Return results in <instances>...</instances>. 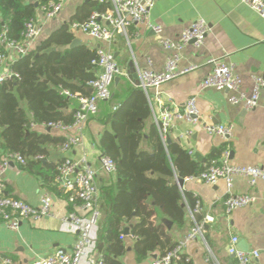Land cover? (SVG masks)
<instances>
[{
	"label": "crops",
	"instance_id": "obj_1",
	"mask_svg": "<svg viewBox=\"0 0 264 264\" xmlns=\"http://www.w3.org/2000/svg\"><path fill=\"white\" fill-rule=\"evenodd\" d=\"M86 1L88 0H68L62 11L52 20L45 18L39 11L36 21L42 27V33L35 47L52 32L70 22L78 7ZM198 18L205 19L211 31L201 46L187 45L182 50V59L179 63L180 69L190 66L197 68L163 84L160 90L164 106L171 109L183 108L190 97L196 96L201 119L194 124L176 122L170 132V139L188 150L196 161L198 160L195 155L199 154L202 158L200 163L209 160L213 151L227 146L230 164L264 168V92L258 106L247 110L242 105L231 104L230 93L227 91L216 88L202 90L200 87L212 69L208 60L221 58L235 65L242 78V91L248 95L252 93L254 87L252 77L254 75L264 77V19L240 0H156L150 10L151 25L161 26L162 35L172 40H177L183 29ZM73 33L75 39L82 42L81 45L96 50L102 48L113 53L122 71L112 86V98L101 102L98 114L87 123L82 144L68 151H64L62 145L49 146V156L46 159L58 163L65 158L79 160L86 157V165L97 172L96 184L102 215L100 228L97 230L98 236L110 212L117 181L115 174L109 175L101 170L100 157L103 154L100 146L101 136L104 131L111 130L109 118L124 100V95L131 90H138L140 72L145 69L163 71L168 52L161 47L158 36L148 25L133 27L129 29L127 36H119L111 43L95 41L81 32ZM5 52L8 65L17 60L14 53ZM90 94L88 92V95ZM149 94L154 109L158 112L159 107L153 99L154 90H150ZM79 97L74 98L77 109L80 106ZM204 123L232 125L234 129L232 139L226 142L219 136L207 134L203 130ZM151 124H154L152 110L146 121L147 131ZM32 129L50 132L53 136L63 138L76 133L74 130L48 131L40 126ZM146 149L151 150L147 146ZM2 152L0 147V160ZM2 181L7 195L35 207L41 204V194L49 192L53 197L51 209L53 217H44L38 221L25 220L18 230L8 229L0 220V264L4 258L10 259L11 264H31L37 257L52 255L58 250L73 249L78 235L71 231V224L65 223L63 219L71 213L84 215V212L70 201L71 194L60 191L57 185H45L39 176L18 163L10 165L3 174ZM183 190L201 201L202 219L211 216L214 221L205 226V241L198 240L188 244L186 254L190 262L177 264H208L206 256L209 252L219 264H234V257L228 253L233 236L239 238L238 248L242 251L259 252L258 258H254L251 264H264V181H259L252 187L246 177L234 178L232 192L253 195L256 201L252 205L235 210L229 217L226 216L223 205V200L227 196L224 180L212 185L197 179H188L185 180ZM158 218H161L159 212ZM130 225L124 224V230H128L129 233ZM192 226L193 220L188 211L185 224L182 227L173 225L171 229L174 241L177 243L183 239ZM125 231L123 240L126 252L119 257L122 264H150L159 256L157 251L139 261L133 251L134 238L131 234L125 235ZM101 255L102 252L97 248L96 257L101 258ZM81 264H88L87 259Z\"/></svg>",
	"mask_w": 264,
	"mask_h": 264
},
{
	"label": "trees",
	"instance_id": "obj_2",
	"mask_svg": "<svg viewBox=\"0 0 264 264\" xmlns=\"http://www.w3.org/2000/svg\"><path fill=\"white\" fill-rule=\"evenodd\" d=\"M53 1L0 0V35L20 40L26 23L36 20L38 12ZM108 9L109 4L99 0L83 3L70 22L10 64L20 77L0 87V147L5 153L21 154L26 159L24 168L45 185L56 186L60 163L43 162L49 156L48 147L63 145L65 138L32 129L31 123H73L77 106L74 97L65 91L88 96L87 83L96 76L92 61L97 50L86 45L69 48L75 40L70 26ZM0 52L5 53L1 40ZM123 98L109 118L111 130L104 131L100 139L103 154L116 163L117 177L111 209L98 235L103 264H122L119 257L126 252L125 223L131 224L133 251L139 261L173 248L176 242L164 220L182 227L188 208L193 209L197 200L178 186V179L197 175L207 161L220 157L227 149L225 146L213 151L209 160L200 163L179 143L165 144L155 124L147 131L151 109L142 90H131ZM197 219L201 221L202 217Z\"/></svg>",
	"mask_w": 264,
	"mask_h": 264
},
{
	"label": "built area",
	"instance_id": "obj_3",
	"mask_svg": "<svg viewBox=\"0 0 264 264\" xmlns=\"http://www.w3.org/2000/svg\"><path fill=\"white\" fill-rule=\"evenodd\" d=\"M68 0H55L40 11L45 18H55L63 9ZM109 4V9L104 13H93L86 22L73 23L70 26L72 32H81L95 41L111 43L119 36H127L129 29L140 25H148L156 33L161 47L168 52L165 68L156 72L145 69L140 72V82L137 88L142 90L148 100L153 112V120L162 141L166 144L170 138V132L176 122L197 123L201 119L197 106V97H190L184 107L171 109L164 106L161 86L180 75L190 72L197 66L180 69L179 63L182 59V50L189 44L197 47L204 43L206 36L210 33L209 23L203 19H196L190 26L183 29L177 40H172L162 35L161 26L151 25L150 10L154 7L156 0H99ZM244 5L255 11L264 19V0H240ZM42 27L36 20H30L25 25V31L20 40H9L5 33L0 35L1 43L5 51L15 54V58L26 56L35 48L38 38L41 36ZM6 52H0V87L11 79H19V74L7 64ZM96 76L87 83V89H93L92 94L80 96V106L75 112L74 121L71 125L61 123L37 125L31 123V128L43 127L45 129H59L62 131L74 130L76 133L65 138L62 145L64 151H68L82 144L87 123L99 112V104L112 98V86L117 76L122 71L113 53L102 48L97 49V56L92 61ZM208 64L212 69L201 82V89L216 88L230 93L229 102L233 105H242L247 110L255 109L264 92V77L254 75L253 91L250 95L242 91V78L232 63H227L221 58H210ZM150 90H154V102L159 111L154 109ZM65 94L71 97L68 91ZM116 110V108L114 109ZM203 130L212 136H219L229 142L233 137V126L229 124L204 123ZM229 150H226L218 158H213L204 164V169L195 176L188 179H197L207 184H216L224 180L227 186V196L223 200L224 212L229 217L235 210L252 205L256 197L250 194H235L232 192L233 180L237 176H244L249 180L250 186L254 187L259 181H264V168L259 166H239L229 162ZM86 157L79 160L65 158L57 167L56 185L64 193L71 194L70 201L76 205L84 215L71 213L63 219L65 223L71 224V231L78 235V239L70 251L58 250L52 255L35 258L31 264H81L87 259L88 264H103L101 258L96 257L98 236L100 228L101 210L99 204V190L96 184L97 172L86 165ZM12 163L21 166L26 165V159L19 153H3L0 160V220L10 230H18L25 220L38 221L44 217H53V197L49 192H43L40 197L39 207L32 206L20 199L5 193L6 187L2 176ZM101 170L107 174L116 173L115 161L102 154L100 157ZM193 220V226L187 235L178 241L176 245L165 254L154 258L150 264H177L188 263L190 259L186 254L189 243L204 240L205 226L213 222L214 218L206 216L199 221L197 216L202 212L200 200H196L193 209L188 208ZM239 238L233 236L228 247V253L234 257V264H251L254 258H258V251H242L238 248ZM208 264H219L214 255L209 252L206 256ZM10 259L4 258L2 264H11Z\"/></svg>",
	"mask_w": 264,
	"mask_h": 264
},
{
	"label": "water",
	"instance_id": "obj_4",
	"mask_svg": "<svg viewBox=\"0 0 264 264\" xmlns=\"http://www.w3.org/2000/svg\"><path fill=\"white\" fill-rule=\"evenodd\" d=\"M36 6H38L37 3H36ZM81 44H82V42H81L80 40L75 39V40L69 45V48H74V47H76V46H80ZM115 80H116V79H115ZM88 92L92 94L93 89L89 88V89H88ZM48 131H50V129H48ZM170 142H171V139L169 138V139L167 140V143H170ZM195 156H196L198 162H202V158L200 157L199 154H196ZM43 162H46V160H43ZM12 164H13V163H12ZM184 183H185V180H184V179H180V178H179L178 181H177V184H178V186H179L181 189H184ZM164 224L168 227L169 230H171L172 227H173V223H172L171 221H169V220H164ZM129 234H130L129 231L126 230V231H125V235H129ZM243 247H244V246H243ZM244 248H245V250H246V247H244ZM239 249H240V248H239ZM240 250H242V249H240ZM247 251H248V250H247ZM247 251H245V252H247ZM155 258H156V257H155Z\"/></svg>",
	"mask_w": 264,
	"mask_h": 264
},
{
	"label": "rangeland",
	"instance_id": "obj_5",
	"mask_svg": "<svg viewBox=\"0 0 264 264\" xmlns=\"http://www.w3.org/2000/svg\"><path fill=\"white\" fill-rule=\"evenodd\" d=\"M54 19V18H53ZM49 20H52V19H49Z\"/></svg>",
	"mask_w": 264,
	"mask_h": 264
}]
</instances>
